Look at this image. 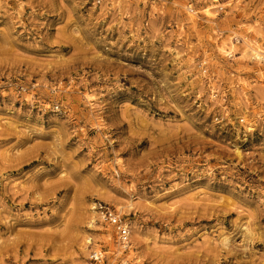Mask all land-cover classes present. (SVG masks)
I'll return each mask as SVG.
<instances>
[{"label":"rangeland","instance_id":"374dc122","mask_svg":"<svg viewBox=\"0 0 264 264\" xmlns=\"http://www.w3.org/2000/svg\"><path fill=\"white\" fill-rule=\"evenodd\" d=\"M248 41L264 0H0V264H264Z\"/></svg>","mask_w":264,"mask_h":264},{"label":"built area","instance_id":"2783aa9c","mask_svg":"<svg viewBox=\"0 0 264 264\" xmlns=\"http://www.w3.org/2000/svg\"><path fill=\"white\" fill-rule=\"evenodd\" d=\"M93 209L100 223L114 230L115 239L119 246L124 248V253L129 246V228L125 226V220L118 215L113 207L107 204L95 203ZM90 258L94 263H98L102 256L92 252Z\"/></svg>","mask_w":264,"mask_h":264},{"label":"bare ground","instance_id":"6f19581e","mask_svg":"<svg viewBox=\"0 0 264 264\" xmlns=\"http://www.w3.org/2000/svg\"><path fill=\"white\" fill-rule=\"evenodd\" d=\"M205 13L207 16L210 15L209 11H205ZM217 48H218V51L221 53V55H224L225 57H228L231 59L234 58L235 54H234L233 45L227 46L226 44H223V45L221 44L220 46H217ZM242 50H243L242 54H241V56L243 57L242 59H244V58H254V59L264 58V52H262V50H260L258 47L253 46L249 41L243 43V49ZM90 210H92V212H89V217L91 216V214L95 216L96 213H95L93 207ZM96 217H97V214H96ZM94 222H95L94 217L91 216L90 217V226H92V223H94ZM90 240L91 239L89 237H87V239L85 240L86 245L80 243V245L78 246V247H80V251H81V253H83L84 256H86L88 253V246L87 245L90 243ZM95 254L101 255V253L97 252V251L95 252Z\"/></svg>","mask_w":264,"mask_h":264}]
</instances>
